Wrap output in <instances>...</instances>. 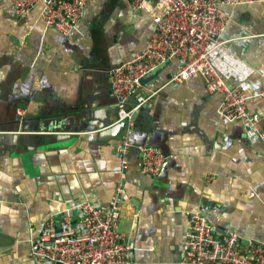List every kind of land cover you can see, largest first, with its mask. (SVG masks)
Here are the masks:
<instances>
[{
  "label": "crops",
  "instance_id": "1",
  "mask_svg": "<svg viewBox=\"0 0 264 264\" xmlns=\"http://www.w3.org/2000/svg\"><path fill=\"white\" fill-rule=\"evenodd\" d=\"M227 12L220 69L229 86L257 92L264 0H242ZM43 13L39 5L19 17L13 0H0V264H51L30 255L46 220L76 222L83 201L106 207L123 179L119 231L132 245V264H180L183 230L196 210L218 236L236 231L244 247L264 243V145L250 144L240 123L219 121L221 96L201 80L170 83L171 64L144 86L155 93L134 112L135 147L125 164L117 154L124 132L109 71L146 49L152 18L132 11L129 0H90L66 38L45 27ZM248 108L264 132V104L251 100ZM94 111L89 132L83 118ZM99 118L117 126L112 138ZM142 148L168 157L157 177L142 173Z\"/></svg>",
  "mask_w": 264,
  "mask_h": 264
},
{
  "label": "built area",
  "instance_id": "2",
  "mask_svg": "<svg viewBox=\"0 0 264 264\" xmlns=\"http://www.w3.org/2000/svg\"><path fill=\"white\" fill-rule=\"evenodd\" d=\"M89 1L13 0V9L17 16L24 17L44 5L45 27L56 29L68 38L79 30ZM129 1L132 11L152 18L155 30L145 50L134 53L130 61L109 71L112 93L119 107L117 120L125 125L117 148L123 163L135 147L134 112L155 93L145 92L141 80L167 62L175 67L170 83L183 85L190 80H201L208 93L221 96L219 121L225 125L240 123L250 144L264 145L260 120L248 108L251 100L264 104V70L260 71L263 81L258 91L252 93L240 85L229 86L220 69L218 47L224 45L219 39L229 24L227 9L240 5L242 0ZM19 112L25 114L23 110ZM140 156L141 171L150 177L159 175L168 158L155 148L140 149ZM213 179V176L206 178L208 182ZM123 180L115 187L106 207L83 201L76 222L68 215L60 222L53 218L46 220L31 244L30 255L51 264H132V245L119 231L124 206ZM241 241L236 231L218 236L202 211L190 212L182 235L180 264H264V243L253 239L244 247Z\"/></svg>",
  "mask_w": 264,
  "mask_h": 264
},
{
  "label": "water",
  "instance_id": "3",
  "mask_svg": "<svg viewBox=\"0 0 264 264\" xmlns=\"http://www.w3.org/2000/svg\"><path fill=\"white\" fill-rule=\"evenodd\" d=\"M171 64H170V62H167V63H165V64H163V65H161L160 67H158L154 72H152V73H150V74H148L146 77H144L142 80H141V84L143 85V86H146V85H148V84H150L151 82H153L155 79H156V77L163 71V70H165L168 66H170ZM126 108H128L129 109V107H126ZM118 109H119V107H117V112H118ZM117 112H116V114H117ZM97 113L94 111V112H87L86 113V115L84 116V118H83V122H86L87 123V127H86V129L85 130H87V131H91V132H93V131H95V128L94 127H92L91 129H88V126H89V123L90 122H92V121H96L97 120ZM66 120L68 119L69 121H70V118H68V117H66L65 118ZM101 121V122H103L102 124H103V126L105 127V128H110L109 130H107V135H110L111 136V138L113 137V135L112 134H115V128L117 127V126H120V128H122V131H124V129H125V125L123 124V123H120L119 125H117L116 127H111V126H113V122L111 121V120H103L102 118H99L98 119V121ZM79 131H83L82 129H80V130H75V133H79Z\"/></svg>",
  "mask_w": 264,
  "mask_h": 264
}]
</instances>
